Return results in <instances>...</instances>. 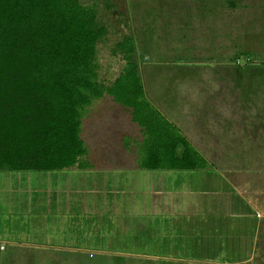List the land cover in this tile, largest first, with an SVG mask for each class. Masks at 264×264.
Segmentation results:
<instances>
[{
  "label": "rangeland",
  "instance_id": "obj_1",
  "mask_svg": "<svg viewBox=\"0 0 264 264\" xmlns=\"http://www.w3.org/2000/svg\"><path fill=\"white\" fill-rule=\"evenodd\" d=\"M80 1L106 30L100 81L132 36L149 99L211 165L139 168L142 128L105 95L91 168L0 171V264H264V0Z\"/></svg>",
  "mask_w": 264,
  "mask_h": 264
},
{
  "label": "trees",
  "instance_id": "obj_2",
  "mask_svg": "<svg viewBox=\"0 0 264 264\" xmlns=\"http://www.w3.org/2000/svg\"><path fill=\"white\" fill-rule=\"evenodd\" d=\"M226 2L232 8L238 4ZM105 35L96 5L0 0V171L91 168L83 118L105 95L130 110L142 128L139 168H210L204 154L149 99L132 36L117 44L126 62L123 71L112 84L100 81L97 45Z\"/></svg>",
  "mask_w": 264,
  "mask_h": 264
},
{
  "label": "crops",
  "instance_id": "obj_3",
  "mask_svg": "<svg viewBox=\"0 0 264 264\" xmlns=\"http://www.w3.org/2000/svg\"><path fill=\"white\" fill-rule=\"evenodd\" d=\"M147 93V92H146ZM159 108V107H158ZM160 109V108H159ZM161 110V109H160ZM162 111V110H161ZM163 112V111H162ZM170 120H172V119H170ZM173 123H175V121H172ZM176 125H178V127L182 130V132L187 136V134L184 132V130L182 129V127H181V125H179L177 122L175 123ZM189 139H190V141L195 145V143L192 141V139L189 137V136H187ZM196 146V145H195ZM196 148L203 154V151L202 150H200L197 146H196ZM181 151H182V149H181ZM180 151V152H181ZM205 156V155H204ZM209 190H207L206 191V193L208 192ZM15 244H16V242H15Z\"/></svg>",
  "mask_w": 264,
  "mask_h": 264
}]
</instances>
